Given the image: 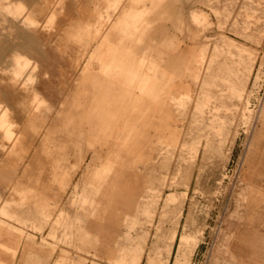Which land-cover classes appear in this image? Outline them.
Segmentation results:
<instances>
[{
	"label": "rangeland",
	"instance_id": "374dc122",
	"mask_svg": "<svg viewBox=\"0 0 264 264\" xmlns=\"http://www.w3.org/2000/svg\"><path fill=\"white\" fill-rule=\"evenodd\" d=\"M262 120L264 0H0V264H246Z\"/></svg>",
	"mask_w": 264,
	"mask_h": 264
},
{
	"label": "crops",
	"instance_id": "0c3cea01",
	"mask_svg": "<svg viewBox=\"0 0 264 264\" xmlns=\"http://www.w3.org/2000/svg\"><path fill=\"white\" fill-rule=\"evenodd\" d=\"M258 133L259 145L264 140V120H262L258 127H256ZM13 174V171H9ZM8 173V174H9ZM233 255L246 264H264V235L258 231H242L239 233L237 239L232 243ZM20 249L16 256L19 259ZM6 259L8 257L6 256Z\"/></svg>",
	"mask_w": 264,
	"mask_h": 264
},
{
	"label": "bare ground",
	"instance_id": "6f19581e",
	"mask_svg": "<svg viewBox=\"0 0 264 264\" xmlns=\"http://www.w3.org/2000/svg\"><path fill=\"white\" fill-rule=\"evenodd\" d=\"M7 224V223H6ZM13 226V225H12ZM11 226V228H13ZM1 229V228H0ZM16 252H17V248H14V254H16ZM66 256V255H65ZM64 258V257H63ZM63 258H62V260H63ZM60 259V258H59ZM70 262L69 261H66L64 264H69Z\"/></svg>",
	"mask_w": 264,
	"mask_h": 264
}]
</instances>
